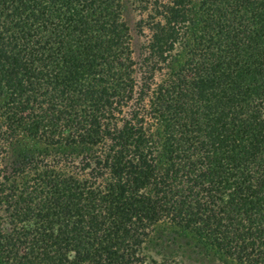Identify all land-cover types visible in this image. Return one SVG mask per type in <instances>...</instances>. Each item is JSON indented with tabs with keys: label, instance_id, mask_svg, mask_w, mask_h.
Here are the masks:
<instances>
[{
	"label": "trees",
	"instance_id": "obj_1",
	"mask_svg": "<svg viewBox=\"0 0 264 264\" xmlns=\"http://www.w3.org/2000/svg\"><path fill=\"white\" fill-rule=\"evenodd\" d=\"M126 1L0 0V264H264V0Z\"/></svg>",
	"mask_w": 264,
	"mask_h": 264
},
{
	"label": "rangeland",
	"instance_id": "obj_2",
	"mask_svg": "<svg viewBox=\"0 0 264 264\" xmlns=\"http://www.w3.org/2000/svg\"><path fill=\"white\" fill-rule=\"evenodd\" d=\"M152 1V0H150ZM123 12H122V17L123 20L125 21L128 30H129V34L131 37V41H130V47L132 50V56L133 58H137V56L140 54L141 52V46L146 42L147 38L149 37V31L146 29V27H142L141 28V33L137 32V28H136V23L139 20H143L146 18V16L149 14V3L147 4V8L143 11L130 6V4L126 1L123 0ZM159 76L156 75V77L154 78L156 81L159 80ZM164 234H171V236L176 237L177 241H179L181 236V233L179 231H177L175 228H173L172 226H168L166 224H160L159 226H156L153 230V234H152V238H155V236L158 235V237H160L161 239H163V235ZM172 237V238H173ZM184 240V239H183ZM174 246V245H173ZM172 246V247H173Z\"/></svg>",
	"mask_w": 264,
	"mask_h": 264
}]
</instances>
